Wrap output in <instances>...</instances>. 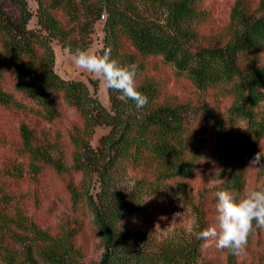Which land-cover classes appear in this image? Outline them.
I'll use <instances>...</instances> for the list:
<instances>
[{
    "label": "trees",
    "instance_id": "1",
    "mask_svg": "<svg viewBox=\"0 0 264 264\" xmlns=\"http://www.w3.org/2000/svg\"><path fill=\"white\" fill-rule=\"evenodd\" d=\"M35 1L36 27L31 29L33 14L26 0H0V107L29 118L35 126L20 124V145L12 144V153L28 160L36 175L52 171L61 176L64 160L54 156L57 146L37 144L33 133H44L46 127L62 133L58 125L63 124V108L77 116L65 125L66 133L85 137L98 126L109 127L99 153L84 138L72 137L77 149L72 168L84 178L95 172L101 182L96 201L72 191V203L90 210L105 241L127 214L139 208L145 194L169 185L186 192L204 161L224 164V181L213 193H244L248 158L264 140V0H258L253 14L241 0L235 1L226 43L219 47L199 45L205 38L219 42L205 30L212 14L204 0H163L168 13L165 27L146 23L133 3L123 7L116 0ZM101 17L105 20L99 54L110 49L112 59L135 66L138 91L148 98L142 108L107 89V110L96 95V81L90 91L85 82L65 80L54 71L51 43L86 50ZM167 71L175 80L189 83L194 101H182L169 88L163 76ZM119 167L141 175L138 189L123 194L112 190L110 174ZM5 198L0 196V204ZM15 211L20 214L19 207ZM7 216L0 207V237L8 235L16 245L0 244V264H72L73 250L64 243V235L51 236L31 226L36 242L27 243L23 217H17L15 226L22 231L16 232L9 228L13 221ZM194 249L175 254L170 264H195L200 254Z\"/></svg>",
    "mask_w": 264,
    "mask_h": 264
},
{
    "label": "rangeland",
    "instance_id": "2",
    "mask_svg": "<svg viewBox=\"0 0 264 264\" xmlns=\"http://www.w3.org/2000/svg\"><path fill=\"white\" fill-rule=\"evenodd\" d=\"M116 1L123 7L126 3H133L146 23L166 26L168 13L162 7L163 0ZM235 1L204 0L205 8L212 14L211 25L205 30L209 35L219 37V42L215 44V38H205L200 46L207 43L209 47H219L226 43V24ZM241 1L246 11L253 14L258 0ZM26 2L33 14L28 26L33 29L36 27L37 3L35 0ZM104 20L101 17L96 22L91 44L86 50L99 54L103 43ZM51 46L55 54L54 71L65 80L85 82L90 91L93 90L91 82L96 81V95L101 104L110 110L104 81L96 74L87 73L63 59L62 47L56 41H53ZM163 76L169 80V88L182 101H194L193 89L189 83L175 80L169 71ZM11 84L12 81L8 79L7 88H10ZM222 105L226 103L222 102ZM76 120L77 116L73 110L63 108V124L58 125L62 133H54L52 127L43 128L44 133H33L37 144L48 149H52V145L57 146V154L55 152L54 156H61L64 160V175L58 176L52 171L36 175L28 160L13 154L11 148L12 144L20 145V124L35 127L34 122L21 114H13L0 107V196L4 194L6 197V202L1 201L0 207L5 209L7 217L13 221L9 223V228L16 232L22 231L15 226L17 217H23L27 227L23 235L27 243L36 242L30 228L32 226L51 236L64 235V243L70 245L73 250L70 257L72 264H170L169 260L175 254H183L194 247V251L200 254L195 264H264V229H254L249 234L244 254L241 255L230 256L229 250L217 248L214 242L211 246L204 247V242L196 238L199 231L216 225L217 200L212 189L221 186L224 181V164L215 161L203 162L200 172L188 182L184 193L177 192L169 185L145 194L139 208L127 214L117 224L114 236L105 241L92 223L90 210L72 203V191L90 196L96 201L101 190L100 178L95 172L90 171L87 178H84L82 173L72 168L74 154L77 152L72 137L84 138L90 149L99 153L100 140L109 134V127L98 126L94 133L85 137L83 133H66L65 125ZM257 153L264 156V140L252 150L248 158L244 193L264 187V157H261L255 168L251 166ZM94 159L95 156L92 160ZM84 165L88 166L89 163L85 162ZM110 175L112 190L117 193H130L140 187L138 182L141 175L135 171L119 167ZM15 207H19V215ZM14 243L8 235L0 237V244L4 247L12 248L16 245ZM16 247L21 248L18 245Z\"/></svg>",
    "mask_w": 264,
    "mask_h": 264
},
{
    "label": "clouds",
    "instance_id": "3",
    "mask_svg": "<svg viewBox=\"0 0 264 264\" xmlns=\"http://www.w3.org/2000/svg\"><path fill=\"white\" fill-rule=\"evenodd\" d=\"M61 56L77 68L99 76L107 89L121 93V99L134 101L137 108L147 104L148 98L137 88L135 66L121 65L112 59L110 49L97 54L66 46L62 48ZM261 157L264 156L257 153L251 166L255 168ZM214 195L217 200L216 225L199 231L196 238L204 242V247L214 242L219 249H227L236 255L244 254L249 234L254 229H264V187L239 196L227 190H217Z\"/></svg>",
    "mask_w": 264,
    "mask_h": 264
}]
</instances>
